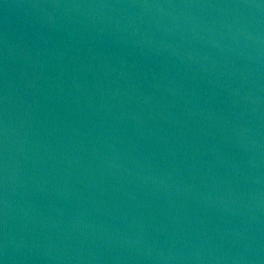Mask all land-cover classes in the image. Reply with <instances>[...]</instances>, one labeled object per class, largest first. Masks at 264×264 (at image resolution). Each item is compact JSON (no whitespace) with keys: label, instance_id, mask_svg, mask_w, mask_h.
<instances>
[{"label":"water","instance_id":"1","mask_svg":"<svg viewBox=\"0 0 264 264\" xmlns=\"http://www.w3.org/2000/svg\"><path fill=\"white\" fill-rule=\"evenodd\" d=\"M0 264H264V0H0Z\"/></svg>","mask_w":264,"mask_h":264}]
</instances>
